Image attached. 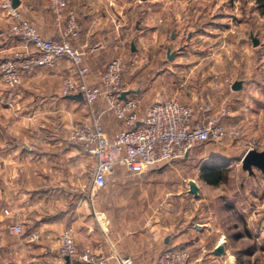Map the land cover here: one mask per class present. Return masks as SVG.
I'll use <instances>...</instances> for the list:
<instances>
[{
  "label": "crops",
  "instance_id": "crops-1",
  "mask_svg": "<svg viewBox=\"0 0 264 264\" xmlns=\"http://www.w3.org/2000/svg\"><path fill=\"white\" fill-rule=\"evenodd\" d=\"M18 1L16 10L41 37L59 35L63 26L54 24L47 0ZM66 1L79 26L73 45L86 52L87 82L98 84L106 64L120 56L124 64L122 90L129 92L125 99H141L140 117L152 104L146 99L149 91L138 82L142 73L130 71L135 60L143 57L151 63L169 62L168 30H176V43L184 37V44H188L203 33L201 24L211 17L209 10L197 6V0L177 1L175 15L166 11V0ZM10 23L0 0V61L26 51L24 42L8 33ZM170 36L173 42V34ZM28 51L33 49L28 47ZM172 53L176 60L184 55L180 48ZM207 58L198 55L195 63H206ZM65 78L75 79V73L66 60L59 59L53 68L22 73L15 88L0 86V264H57L59 238L67 227L72 229L79 249L90 248L108 257L111 264H116L118 257H129L134 264H153L164 252L184 249L200 264H235L225 256L226 234L212 228V218L201 215L197 201L203 191L218 185H207L198 178L199 185L183 178L186 183L177 186L172 205L166 167L133 176L117 166L100 191L93 189L91 180L81 179L85 167L92 172L94 161L69 140L73 126L70 113L83 102L60 95ZM215 80L212 86L220 83V90L211 86L212 97L200 95L199 101L227 105L229 116L224 125L241 130L242 140L237 143L245 147L244 156L248 142H264V93H259L243 72L226 85ZM237 82L241 86L235 91L232 87ZM91 116L110 137L124 129L106 111L103 99L91 106ZM189 157L190 153L181 162ZM219 157L210 154L213 161L223 159ZM260 175L264 181V174ZM253 177L257 178L255 172L251 176L247 173L248 180ZM191 185L196 186L194 193ZM15 224L26 230L21 235L12 234L10 228ZM33 233L39 235L38 242H29ZM217 248L222 252L217 253Z\"/></svg>",
  "mask_w": 264,
  "mask_h": 264
},
{
  "label": "built area",
  "instance_id": "built-area-1",
  "mask_svg": "<svg viewBox=\"0 0 264 264\" xmlns=\"http://www.w3.org/2000/svg\"><path fill=\"white\" fill-rule=\"evenodd\" d=\"M47 7L54 24H61L63 28L58 36L43 38L20 12L11 7V0H2V8L11 18L8 33L24 42L26 51L14 52L0 61V81L9 87H17L22 73L53 68L59 59H64L74 70L75 79L62 80L60 95L68 97L80 94L87 106L104 100L106 111L120 121L124 129L110 137L93 116L70 135V140L80 145L94 161L91 172L93 189L103 190L117 166L133 176H140L151 168L166 167L184 159L199 144L242 140L243 135L238 127L224 125V120L229 116L225 104L214 106L206 103L195 108L176 99H163L152 104L140 117L141 99H120L124 73L120 56L106 64L98 84H89L84 66L86 52L72 42L79 29L75 13L68 10L66 0H47ZM28 47L33 51H28ZM213 88L220 90L221 84L215 83ZM247 148V151L264 150V144L251 141L247 143ZM10 232L21 235L23 228L15 224ZM39 238L38 234L33 233L28 240L38 242ZM59 241L57 264H111L108 257L95 254L90 248L79 249L70 227L61 233ZM116 262L134 264L129 257H118ZM153 264H200V261L193 260L184 249L164 252L154 259Z\"/></svg>",
  "mask_w": 264,
  "mask_h": 264
},
{
  "label": "rangeland",
  "instance_id": "rangeland-1",
  "mask_svg": "<svg viewBox=\"0 0 264 264\" xmlns=\"http://www.w3.org/2000/svg\"><path fill=\"white\" fill-rule=\"evenodd\" d=\"M177 1L182 0L165 1L169 15H175L174 13L177 12ZM196 3L203 11L209 10L211 17L206 18L201 24V28L206 30L201 29L203 32L201 35L184 44L186 42L184 37L175 42L176 30L171 27L165 41L171 48L168 53L169 62L151 63L139 57L130 70L134 75L142 73L138 82L142 88L149 91L147 102L154 104L163 99H176L183 104L198 108L205 104V101H199L200 95L208 94L212 97V89H214L212 85L215 79H220V82L226 85L240 72L245 73L248 82L263 94L264 15H261L256 8L255 1L197 0ZM155 7L157 9L158 5L156 4ZM170 34H173V42ZM253 40H256V46H253ZM153 46L154 43L152 48ZM176 48H180L184 54L181 59L176 60L175 54L172 53ZM198 55L208 57L206 63H195ZM158 76L159 78H156ZM0 86L15 88L1 81ZM214 96L218 100L219 95ZM70 117L73 125L72 133L81 123L92 119L91 106L83 103L73 108ZM262 119L264 122V116ZM71 143L81 148L77 143L73 141ZM259 143L264 144V142ZM244 151L246 150L242 143L231 140L195 146L186 161L180 160L166 166L169 201L174 205L176 197L173 194L177 193V186L186 183L183 178H191L195 184L200 185L198 178L202 168L215 165L222 172L223 180L217 187L201 193V197L197 200L199 208L202 209L201 215L211 217L212 228L226 234L225 246L228 252L225 256L231 260L230 263L264 264V181H260V172L255 169L253 172L257 174V178L247 179V172H243L240 165ZM213 153L219 154L221 156L219 158L223 159L213 161L210 159V154ZM84 169L81 179L91 180L88 168ZM184 204L178 203L179 206ZM22 228L23 231L26 230L25 226ZM237 235L240 236L239 239H235ZM229 252L231 258L228 256Z\"/></svg>",
  "mask_w": 264,
  "mask_h": 264
},
{
  "label": "water",
  "instance_id": "water-1",
  "mask_svg": "<svg viewBox=\"0 0 264 264\" xmlns=\"http://www.w3.org/2000/svg\"><path fill=\"white\" fill-rule=\"evenodd\" d=\"M19 5V1L18 0H11V7L13 9H16ZM253 46L257 45L256 40H253ZM133 48V46H132ZM170 59V57H169ZM241 84L240 83H235L232 87L233 90H239ZM129 94V92L126 93H122L120 99L121 100H125L126 95ZM70 100H74V101H78V102H82V96L80 94L75 95V96H68L66 97ZM241 169L244 172H247L249 175H253V169L258 170L260 173L264 174V150L261 152H258L256 150H249L245 153V155L243 156L242 160H241ZM196 190V186L195 185H191L190 186V191L191 192H195ZM217 253L222 252L221 248H217Z\"/></svg>",
  "mask_w": 264,
  "mask_h": 264
},
{
  "label": "trees",
  "instance_id": "trees-1",
  "mask_svg": "<svg viewBox=\"0 0 264 264\" xmlns=\"http://www.w3.org/2000/svg\"><path fill=\"white\" fill-rule=\"evenodd\" d=\"M256 8L260 11L261 15H264V0H254ZM204 144V143H202ZM200 180L210 186H217L223 180V174L218 170L215 165L204 166L199 176ZM240 236H236L235 239H239Z\"/></svg>",
  "mask_w": 264,
  "mask_h": 264
}]
</instances>
